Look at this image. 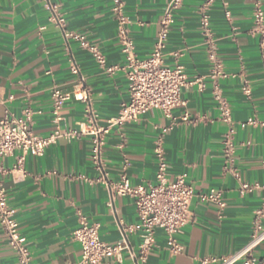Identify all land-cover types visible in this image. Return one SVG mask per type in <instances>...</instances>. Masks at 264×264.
Wrapping results in <instances>:
<instances>
[{
	"label": "crops",
	"instance_id": "1",
	"mask_svg": "<svg viewBox=\"0 0 264 264\" xmlns=\"http://www.w3.org/2000/svg\"><path fill=\"white\" fill-rule=\"evenodd\" d=\"M122 1L127 37L136 56L144 58L155 46L167 0ZM203 1H182L163 50V63L182 66L191 82L181 90L183 105L169 117L151 109L137 121L113 128L101 153L111 181L125 174L132 186L146 187L156 184L154 150L161 144L169 180L185 175L195 192L216 189L222 193V212L192 200L193 220L176 236L182 247L179 253H171L165 235L157 231L146 264H218L248 243L256 221L264 228V43L254 31L252 0H228L226 9L215 1L209 9L211 39L224 76H214L208 39L199 28ZM48 4L58 6L65 31L82 35L103 55L104 66L88 49L65 41L49 20ZM112 5V0H0V121L5 115L24 117L23 111L29 109L33 113L30 128L38 136L47 137L56 127L61 131L77 128L84 120L82 102H65L58 122L51 112V91L70 93L77 85L71 61L90 90L99 123L118 114L129 94ZM108 68L115 70L109 73ZM215 88L230 108L236 128V176L224 167L222 138L227 126L220 118ZM185 114L188 122L183 120ZM90 148L87 137L60 138L40 157L25 155L20 167L19 150L1 159L7 202L26 239L30 264H81V250L73 240L79 215L97 223L100 240L109 245L120 240L119 225L137 223L133 200L114 197L111 201L97 182L100 174L92 166ZM128 242L136 252L139 235H128ZM254 255L264 262V240ZM0 264H17L1 228ZM100 264L133 261L125 253L121 262L104 259Z\"/></svg>",
	"mask_w": 264,
	"mask_h": 264
},
{
	"label": "built area",
	"instance_id": "2",
	"mask_svg": "<svg viewBox=\"0 0 264 264\" xmlns=\"http://www.w3.org/2000/svg\"><path fill=\"white\" fill-rule=\"evenodd\" d=\"M183 0H167L159 19L160 31L155 46L151 53L138 58L134 52V46L127 37L125 28L126 17L123 13V1L112 0V12L118 24V33L121 37V51L125 56L124 71L127 83L129 100L121 106L115 117L109 118L104 124L99 123V116L93 110L90 100V90L85 79L80 75L76 64L71 61L70 69L78 76L77 85L70 93L59 89L51 91V112L55 122L60 120L59 110L63 104L71 99L84 104V120L77 128L64 131L58 127L47 137L36 135L30 128L32 112L29 109L23 111L24 117L16 118L5 115L0 121V228L6 238L7 245L14 251L17 264H30L31 256L26 244V239L19 231V225L15 217V211L7 202V195L2 183L4 169L1 159L11 155L15 150L22 152L17 159V167L22 166L25 155L40 157L45 149L56 143L60 138L74 140L87 137L90 141V160L93 168L99 172L97 182L108 191L111 201L114 197H129L133 200L137 223L130 226L119 225L120 240L113 245L100 240L99 225L89 222L84 216L79 215L78 227L73 232V240L78 243L81 250V264H100L104 259H113L121 262L125 253L133 261V264H146L149 253L155 246V233L161 231L167 240L170 252L177 254L182 247L177 243L176 236L181 229L192 222L190 210L194 198L199 203L210 205L222 212L225 208L222 193L216 189L207 192H195L186 182V176L180 175L172 180L168 179V165L161 144L154 150L156 157V184L149 186H132L125 174L119 176L117 181H111L101 160L102 149L109 132L113 128H121L126 124L133 123L151 109L160 110L163 115L169 117L171 112L183 105L181 90L190 85L184 69L180 65L173 67L163 63V50L166 47L169 30L174 23L175 13L180 9ZM215 1H219L226 9L228 0H204L200 7L199 28L208 39V60L212 65L214 76L223 77L221 61L217 56L213 45L210 28L209 9ZM252 20L254 31L262 36L264 43V13L261 0H252ZM50 12L49 20L56 24L62 31L66 42H77L81 47L88 49L97 63L104 66V57L95 47H91L85 38L74 32L64 30V21L58 16L56 4H48ZM229 17V11H225ZM264 69V53L262 54ZM115 69L108 68L112 73ZM196 82V81H195ZM203 89V84L199 83ZM244 93L249 95L250 90L245 87ZM215 99L219 105L220 118L226 124L227 129L222 138V156L225 170L235 176L234 153L236 128L231 118V110L220 91L215 88ZM183 120L188 122L185 114ZM244 189L248 186L243 185ZM138 234L140 243L134 252L128 242V235ZM264 240V228L256 221L253 233L248 243L235 254L221 258L218 264H264L254 255L255 248Z\"/></svg>",
	"mask_w": 264,
	"mask_h": 264
}]
</instances>
